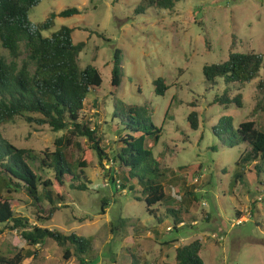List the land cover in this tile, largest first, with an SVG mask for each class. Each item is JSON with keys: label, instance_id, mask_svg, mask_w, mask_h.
<instances>
[{"label": "rangeland", "instance_id": "rangeland-1", "mask_svg": "<svg viewBox=\"0 0 264 264\" xmlns=\"http://www.w3.org/2000/svg\"><path fill=\"white\" fill-rule=\"evenodd\" d=\"M142 1L43 0L30 10L29 18L37 25L52 12L81 10L74 16L56 17L54 26L43 32L50 36L62 26L74 28V42L85 43L81 66L92 64L102 74V85L89 94L81 120L100 130L102 145L112 153L119 137L104 120H111L122 106L120 101L146 107L152 121L164 128L154 151L164 154V164L172 168L166 200L153 206L155 214H151L140 185L134 183L136 191L122 189L118 179L110 177V162L101 164L98 156L86 169L88 188L80 190L67 182L66 202L51 220L45 218L52 205L36 203L25 188L5 191L3 196L31 225L91 237L94 246L87 253L91 264H175L176 247L195 239L204 243L201 256L206 264H264V188L257 183L255 163L243 161L249 150L246 145L229 148L213 131L225 117L234 127L255 121L264 128V90L259 87L264 67L258 78L234 89L233 97L242 94V107L229 108L213 103L224 83L212 89L203 71L206 64L225 61L235 39V51L264 55V0H180L171 10L151 7L137 13ZM26 57L23 44L21 60ZM116 58L122 67L117 88L112 86ZM158 78L170 86L165 95L155 93ZM193 111L198 113V129L188 122ZM0 129L7 141L32 150L39 157L38 165L46 153L55 152L59 137L70 138L65 151L73 163L81 158L78 143L90 147L86 138L70 130L53 132L49 125H31L21 118ZM44 169V179L55 176L53 169ZM189 191H197L198 201ZM179 206L189 208L190 215L176 231L173 212L167 209ZM237 211L244 219L240 225ZM66 247L47 239L43 246L32 248L39 252L23 264H78L72 245L70 258H64ZM28 248L16 230L0 235V256L13 258Z\"/></svg>", "mask_w": 264, "mask_h": 264}, {"label": "trees", "instance_id": "trees-1", "mask_svg": "<svg viewBox=\"0 0 264 264\" xmlns=\"http://www.w3.org/2000/svg\"><path fill=\"white\" fill-rule=\"evenodd\" d=\"M42 1L0 0V127L21 118L31 125H49L53 132L70 130L75 136L86 138L90 147L84 149L78 143L77 146L82 150L81 158L73 163L65 151L71 143L70 138L59 137L55 142V152L46 153V158H42L38 165L39 157L32 150L19 148L7 141L0 129V235L8 229L16 230L29 246L25 254L19 252L13 258L0 256V264H23L25 259L39 252L32 248L43 246L47 239H53L61 247H68L64 251L65 259L70 258L72 252L69 245H72L78 264H91L87 258V253L94 246L91 237L64 234L56 229L31 225L29 218L16 213L10 199L3 196L4 192H17L25 188L36 203L49 202L52 206L45 219L51 220L66 202L63 190L67 182L73 188H88L85 184L86 169L98 156L101 164L103 161L110 162V177L115 182L118 179L122 189L136 191L134 183L140 185L138 189L140 187L149 212L155 214L151 208L163 203L168 196L167 174L172 168L164 164V154H155V145L163 137L164 128L152 121L146 107L125 105L120 101L122 106L116 108L111 120H104L119 137L118 147L112 153L106 152L102 145L100 130L92 129L89 124L82 122L86 101L89 94L102 85V74L92 64L84 68L81 66L79 58L85 43L74 42V28L62 26L50 36L43 33L54 26L56 17L74 16L80 14L81 10L70 7L52 12L45 21L35 25L29 13ZM178 1L143 0L137 13H145L151 7L171 10ZM23 44L27 49V57L21 60ZM235 44L236 39L225 61L206 64L203 68L212 89L224 83V87L222 85V89L219 88L213 95V103L225 108L233 104L242 107V94L233 97L234 89L238 90L258 78L264 67L263 54L235 51ZM3 50L8 52L9 58ZM121 76L122 67L116 58L112 69L113 87L120 85ZM154 84L158 95H165L170 88L163 78L156 79ZM259 87L264 90V81ZM231 121L230 117L222 118L213 131L229 148L241 145L249 148L242 159L245 163H255L257 183L264 188V128H260L255 121H245L234 127ZM188 122L194 129L199 128L196 111L190 113ZM44 167L53 169L55 176L44 179ZM188 195L198 201L197 191H189ZM167 212H173L176 231L180 230V224H185L190 215L189 208L185 206L167 209ZM102 213H106L104 206ZM236 216L241 217L239 211ZM174 242L176 240L165 241V244ZM203 247L202 239L178 245L175 264H206L201 256Z\"/></svg>", "mask_w": 264, "mask_h": 264}, {"label": "built area", "instance_id": "built-area-1", "mask_svg": "<svg viewBox=\"0 0 264 264\" xmlns=\"http://www.w3.org/2000/svg\"><path fill=\"white\" fill-rule=\"evenodd\" d=\"M243 217L242 218H237V225H240V224H242L243 223Z\"/></svg>", "mask_w": 264, "mask_h": 264}, {"label": "crops", "instance_id": "crops-1", "mask_svg": "<svg viewBox=\"0 0 264 264\" xmlns=\"http://www.w3.org/2000/svg\"><path fill=\"white\" fill-rule=\"evenodd\" d=\"M237 213V212H236ZM183 224V223H182ZM182 224H180V225H182Z\"/></svg>", "mask_w": 264, "mask_h": 264}]
</instances>
